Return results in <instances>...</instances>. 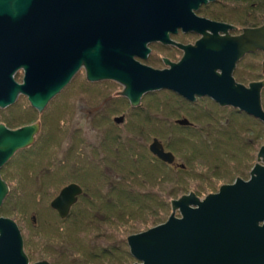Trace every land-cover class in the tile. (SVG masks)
Wrapping results in <instances>:
<instances>
[{
  "label": "water",
  "instance_id": "water-1",
  "mask_svg": "<svg viewBox=\"0 0 264 264\" xmlns=\"http://www.w3.org/2000/svg\"><path fill=\"white\" fill-rule=\"evenodd\" d=\"M206 1L0 0V109L24 95L41 113L83 68L90 82L122 85L120 95L132 107L143 94L168 89L190 101L207 96L264 125L260 100L264 80L245 86L232 77L245 53L264 55V24L220 37L218 31L225 32L222 26L192 13ZM179 28L202 38L194 45L175 43L169 35ZM154 42L177 46L182 58L164 59L163 70L136 62L134 57L147 58V45ZM18 71L23 72L22 83L14 80ZM114 122H122V117ZM38 132L37 122L16 129L0 123V168L32 145ZM149 149L160 159L173 161L157 140ZM256 161L248 180L236 178L202 199L192 192L182 195L171 201L165 222L128 236L133 264H264V146ZM7 192L0 177V206ZM80 193L79 186L70 184L50 206L64 218ZM0 264H29L16 223L5 217H0Z\"/></svg>",
  "mask_w": 264,
  "mask_h": 264
},
{
  "label": "rangeland",
  "instance_id": "rangeland-1",
  "mask_svg": "<svg viewBox=\"0 0 264 264\" xmlns=\"http://www.w3.org/2000/svg\"><path fill=\"white\" fill-rule=\"evenodd\" d=\"M195 43L196 41L189 44L194 45ZM147 48L150 50L147 58L141 59L135 57L134 59L136 62L157 70L165 69L167 66L163 63L162 58L169 55L165 46L156 42L148 44ZM263 60L264 55L262 52L249 54L242 58L237 63V67L232 75L234 80L245 86H248V84L254 82V80H264V71L262 70ZM243 73L244 76H242ZM22 75L23 72L18 71L14 76V80L20 83ZM239 76L242 80L238 78ZM237 80L242 81V83ZM122 90L123 86L114 81L105 80L98 83L86 81L84 70L81 68L62 89L59 95L51 99L43 112L37 113L32 109L27 97L24 95H19L12 105L0 109V123L5 124L10 129H16L33 122L40 124L39 132L35 136L33 144L23 150L17 151L1 168L2 179L8 186V192L0 207V217L9 218L16 223L22 236L23 249L31 262H38L42 259L57 264L53 259L51 250H47L43 246L47 244L48 241L49 245H51L50 242L52 241L50 240H53L52 236L54 234L52 232L56 229L60 230L56 224L62 225V227L64 226L65 228L68 226L70 227V224H72V219L70 218L67 220V224L64 225L56 221V218L62 219L50 208V202L57 196L60 189L65 184L59 176L60 174L58 175L60 178H56L55 176L53 179H50L48 177H51V175L45 172L44 177H41V180H39L40 182L37 183V185L43 184L41 191L44 195L41 200L39 197L40 195H38L36 204H34L32 196L33 189L31 186L29 187L32 179L28 177L26 181L25 177H22L15 180V176L13 175L12 177L11 174L14 171L26 170V167L28 168V166L30 167L32 164L36 163V159H39L38 162L40 163L43 162V164H47V158L43 153L49 148V161L54 162L53 164H56L57 161H62L65 159L67 153L71 151L68 146L70 140H76L82 147L85 146L91 149L95 147L94 149H96V147L102 145V141L95 138L99 128L98 126H94L93 123L101 124V122L97 121L103 114H106L107 119L101 126L119 134V137L123 139L128 138L132 140L133 128L138 122H149V126H151L152 130L149 134L145 135L142 141L145 151L148 152V148L152 144V141L157 140L162 147H165L166 151L168 150L174 155L175 162L171 165L172 170H174L173 172H175V170L179 171L177 175L181 178L189 174L190 181L186 186L185 192H179L176 195L168 194V197L165 199V201H168V207L164 214L160 216L161 218L159 220L161 221L159 222L158 220L153 223V220H151L148 223L140 224L137 226V232L132 234L143 232L165 222L171 214V201L178 199L182 195L193 192L200 198H203L210 193H216L220 186L233 183L236 178L248 180L249 173L257 162V152L261 146H264V125L258 119L231 106H220L207 96H195V100L190 101L168 89L146 93L141 96L138 106L132 107L129 100L120 95ZM260 100L262 109L264 110V88L261 91ZM71 101H73L76 106L71 105ZM151 109H158L156 110L157 114L153 113ZM64 110L66 115L61 117L60 115L63 114ZM116 117H122V122L114 123L113 119ZM153 118L154 120L152 122ZM221 119H223V123H221ZM57 120L62 123L58 125ZM176 120H184L183 124L190 123V126H186L185 128L180 127L175 123ZM230 121L237 125V129L240 131H242V127L246 126H253V128L256 129V131H245V133L242 134L247 137V140L244 141L250 144L251 150H249L248 157L244 162L240 163V167L238 168L239 171L228 172L222 169L220 172L215 173L209 164H205L203 161L188 163L186 161L187 155L183 150H172L173 145L171 144H173L174 141L173 137L186 136L190 143L195 144L199 137L205 135L206 131L210 129V132L213 134H218L217 127H215L216 122H220L223 124V127H226L229 125ZM147 129L150 130V128ZM64 130H66L67 138L61 141V144L60 142L58 144L57 141L60 139V135L58 134ZM240 131L237 130L238 133ZM259 131L262 132V134H260ZM222 133L224 134V132H221V135H223ZM202 137L204 138V136ZM215 139L218 142L219 140L222 142L225 141L224 136ZM217 145L218 143L215 142L214 146ZM45 147H47L46 150L42 151ZM35 156L38 158H35ZM27 172H30L29 168ZM111 173L110 171V174ZM197 173L202 174L201 176H203V178ZM49 179L51 183L47 182ZM143 189L148 191L146 188ZM144 190L142 191L144 192ZM152 192L155 193V190ZM85 198L91 197L82 195L77 204H79V202L83 203V201L86 200ZM76 206L77 205L73 206L72 209L74 210ZM178 215L177 212L176 216ZM39 232H42L44 237H39ZM132 234L126 235V233H124L123 235L127 248V237ZM117 240L118 239L110 241L102 240L99 243L104 247L110 245L114 247V243H116ZM89 256L97 259L100 253L93 250ZM74 258L77 260L79 256H73L71 260ZM112 258L114 259L115 257L113 256ZM64 262L65 261L60 258L58 264H64ZM135 262L133 258L129 263L133 264ZM74 264L85 263L79 261Z\"/></svg>",
  "mask_w": 264,
  "mask_h": 264
},
{
  "label": "trees",
  "instance_id": "trees-1",
  "mask_svg": "<svg viewBox=\"0 0 264 264\" xmlns=\"http://www.w3.org/2000/svg\"><path fill=\"white\" fill-rule=\"evenodd\" d=\"M245 2L246 12L248 11L249 15L255 10L264 8V0H246ZM246 12L244 10V15H246ZM242 76H244V73ZM238 78L241 79L240 76ZM151 110L157 114L156 110L158 109ZM65 115L64 110L60 116L64 117ZM106 119V114H103L97 122L102 124ZM153 120L154 118L152 122ZM222 120H220L221 123H223ZM59 123L62 122L58 121L57 124L59 125ZM221 123L216 122L215 124L218 134H213L210 129L206 131L205 135H202L204 138L199 137L195 144L190 143L186 136H178L177 139L173 137L174 141L171 145L174 149L171 147L172 150H183L187 155L186 161L188 163L203 161L205 164H209L215 173L220 172L222 169L228 172L239 171L240 163L244 162L248 157L249 150H251L250 144L244 141L247 140V137L242 134L245 131H256V129L253 126H246L242 127L245 129L241 128L242 131H240L237 129V125L231 123V121L226 127H223ZM101 124L93 123L94 126L99 128L95 138L102 141V145L96 147V149H94L95 147L92 149L82 147L76 140H73L71 141L72 150L67 153L62 161H57L56 164L49 161V148L43 153L47 158V164L40 163L38 162L39 159H36V163L30 167L28 166L30 172H27L28 168L26 167V170L14 171L11 174L12 177L15 176V180L22 177L32 179L29 187L31 186L33 189L34 204H36L38 195H40V200L44 195L41 191L43 184L37 185V183L40 182L41 177H44L45 172L51 175V177H48L50 179L55 176L59 178V174L70 172L74 180H79L88 189L89 194L86 196L91 198H85L86 200L83 203H76L75 209L70 210L69 214L62 220L56 218V221L63 225L67 224L69 218L72 219L71 226L65 228L56 224L60 230L56 229L52 232L55 234V236L54 234L52 236L54 242L51 239V245L48 241L43 246L45 249L51 250L53 259L57 264L60 258L65 261L64 264H74L79 261L85 264H130L129 262L133 258L126 247V241L123 238L124 233L126 235L136 233L137 226L140 224L148 223L151 220H153V223L157 222L167 210L168 201H165V199L168 194L176 195L179 192H185L190 181L188 173L182 178L178 177L179 171L175 170L173 172L172 163L170 164L155 156L149 148L148 152L145 151L142 141L145 135L152 130L149 122L135 124L132 140L119 137V134L103 128ZM177 125L182 127L180 124ZM147 128H150V130ZM237 130L240 131V134ZM221 132H224V134L221 135ZM58 135H60V139L58 138L57 143L60 142L61 144V141L67 138L66 130ZM220 136L225 137L224 142L220 140L218 142L215 139L217 137L219 139ZM215 142L218 143L217 146H214ZM163 148L165 152L171 153L168 150L166 151L165 147ZM35 158L38 157L35 156ZM50 179L47 181L48 183H51ZM153 190H155V193L152 192ZM90 193H93V195H90ZM38 236L44 237L42 232H39ZM114 239H118L114 243V247L111 245L104 247L99 243L102 240L110 241ZM93 250L100 253L97 259L89 256ZM73 256H79V259H77L79 261L75 258L71 260Z\"/></svg>",
  "mask_w": 264,
  "mask_h": 264
},
{
  "label": "flooded vegetation",
  "instance_id": "flooded-vegetation-1",
  "mask_svg": "<svg viewBox=\"0 0 264 264\" xmlns=\"http://www.w3.org/2000/svg\"><path fill=\"white\" fill-rule=\"evenodd\" d=\"M245 1L246 0H207L206 2H201L196 10H194L195 16L211 21L216 25L218 24L219 26H229L227 32H223L221 30L218 31V36H236L241 34L244 29L256 28L264 24V8L255 10L249 15V12H246L247 9ZM244 10L246 15H244ZM207 32L211 33V31ZM169 38L171 41L181 45H191L189 43H193L195 41L197 42L202 38V35L195 31L184 32L181 28H179L177 29L176 33H171ZM164 46L167 49L169 55L167 57L164 56L162 61L167 59L171 62H177L182 58L183 51L177 46L172 44ZM247 55L249 54H246L245 56ZM236 67L237 64L235 69ZM237 81L242 83L240 80Z\"/></svg>",
  "mask_w": 264,
  "mask_h": 264
},
{
  "label": "bare ground",
  "instance_id": "bare-ground-1",
  "mask_svg": "<svg viewBox=\"0 0 264 264\" xmlns=\"http://www.w3.org/2000/svg\"><path fill=\"white\" fill-rule=\"evenodd\" d=\"M194 10H196V9H193L192 10V13L195 15V12H194ZM211 22V21H210ZM213 23V22H212ZM218 25V24H217ZM224 29H225V32H227L228 30V27L229 26H222ZM226 34V33H225ZM237 36V35H236ZM155 43V42H154ZM161 44V43H160ZM162 45H164V44H162ZM148 46V45H147ZM246 54H253V52H251V53H245V55ZM244 55V56H245ZM135 58V57H134ZM137 58V57H136ZM140 58V57H139ZM83 69V68H82ZM84 70V69H83ZM78 72V71H77ZM76 72V73H77ZM75 73V74H76ZM84 73H85V71H84ZM74 74V75H75ZM232 75H233V73H232ZM22 77H23V75H22ZM233 77V76H232ZM73 78V77H72ZM71 78V79H72ZM86 78V77H85ZM262 80V79H261ZM86 81H88V80H86ZM108 81H111V80H108ZM235 82H236V80H234ZM17 82V81H16ZM90 82V81H89ZM98 82H100V81H94V82H91V83H98ZM254 82H255V80H254ZM17 83H19V82H17ZM20 83H22V80H21V82ZM237 83V82H236ZM162 90V89H161ZM62 91V90H61ZM60 91V92H61ZM157 91H159V90H157ZM59 92V93H60ZM59 93L58 94H56V96L57 95H59ZM149 93V92H148ZM146 94V93H145ZM144 95V94H143ZM55 96V97H56ZM26 97V96H25ZM28 100V99H27ZM29 102V101H28ZM75 103L73 102V101H71V105H74ZM29 105H30V103H29ZM48 106V105H47ZM74 106H76V105H74ZM74 106H73V108H74ZM30 107H31V105H30ZM46 108V107H45ZM45 108H44V110H45ZM32 109H34V108H32ZM70 109H71V107H70ZM37 113H39L36 109H34ZM43 110V111H44ZM42 111V112H43ZM72 111V110H71ZM113 121H114V119H113ZM183 122H184V120H179V121H175V123L176 124H180L182 127H189L190 126V123L189 124H187V123H184L183 124ZM33 123H36V122H33ZM1 124H3V123H1ZM32 124V123H31ZM5 125V124H4ZM6 126V125H5ZM7 127V126H6ZM39 129H40V124H39ZM68 130H70L69 128H67ZM76 137V136H75ZM70 143L68 144V146H69V148H70V150H72V145H71V140L69 141ZM171 155H172V153H170ZM173 156V155H172ZM175 162V160H174V157H173V161L172 162H168V163H174ZM183 167V166H182ZM67 173V172H66ZM0 177H1V179H2V173H1V168H0ZM60 177L63 179V181H64V186L60 189V191L63 189V188H65L66 186H68V185H70V184H75V185H77V186H79L80 187V189H81V193L79 194V195H76V201H75V203L72 205V206H70V209H69V211L72 209V207L77 203V200H79L80 199V197L82 196V195H87V194H89V192H88V189L85 187V186H83V183L82 182H80L79 180H74V178H72L71 177V175H70V172H68L67 174H60ZM59 177V178H60ZM3 180V179H2ZM62 181V180H61ZM5 182V181H4ZM6 183V182H5ZM59 191V192H60ZM193 193V192H192ZM59 194V193H58ZM57 194V195H58ZM93 193H90V195H92ZM195 194V193H194ZM195 196L196 197H198L199 199H202V198H200L199 196H197L196 194H195ZM51 203V202H50ZM2 205V204H1ZM1 207V206H0ZM50 208H51V206H50ZM52 209V208H51ZM52 210H54V209H52ZM55 211V210H54ZM56 212V211H55ZM57 213V212H56ZM69 213V212H68ZM58 214V213H57ZM59 216V215H58ZM60 217V216H59ZM61 218V217H60ZM65 218V217H64ZM61 219H63V218H61ZM262 223V222H261ZM260 223V224H261ZM150 229V228H149ZM22 237V236H21ZM24 250V249H23ZM25 252V251H24ZM28 260H29V258H28ZM39 261H46V262H48L49 264H53V263H51L50 261H47V260H39ZM38 261V262H39ZM136 261V260H135ZM33 263H35V262H31L30 260H29V264H33Z\"/></svg>",
  "mask_w": 264,
  "mask_h": 264
},
{
  "label": "clouds",
  "instance_id": "clouds-1",
  "mask_svg": "<svg viewBox=\"0 0 264 264\" xmlns=\"http://www.w3.org/2000/svg\"><path fill=\"white\" fill-rule=\"evenodd\" d=\"M11 7L15 10L17 8L16 4L11 5Z\"/></svg>",
  "mask_w": 264,
  "mask_h": 264
}]
</instances>
